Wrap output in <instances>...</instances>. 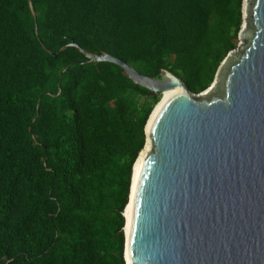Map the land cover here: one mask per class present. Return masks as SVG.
Wrapping results in <instances>:
<instances>
[{"label":"trees","instance_id":"trees-1","mask_svg":"<svg viewBox=\"0 0 264 264\" xmlns=\"http://www.w3.org/2000/svg\"><path fill=\"white\" fill-rule=\"evenodd\" d=\"M242 9L243 0H0V264H126L123 213L162 94L76 46L52 53L75 42L201 93L238 46Z\"/></svg>","mask_w":264,"mask_h":264},{"label":"water","instance_id":"water-1","mask_svg":"<svg viewBox=\"0 0 264 264\" xmlns=\"http://www.w3.org/2000/svg\"><path fill=\"white\" fill-rule=\"evenodd\" d=\"M247 10L243 44L228 53L201 93L168 70L150 77L75 42L52 53L76 46L88 62L116 63L153 96L182 87L151 127L153 147L137 182L126 264H264V0H249ZM158 104L145 126V146ZM130 200L131 190L127 206Z\"/></svg>","mask_w":264,"mask_h":264},{"label":"bare ground","instance_id":"bare-ground-1","mask_svg":"<svg viewBox=\"0 0 264 264\" xmlns=\"http://www.w3.org/2000/svg\"><path fill=\"white\" fill-rule=\"evenodd\" d=\"M248 5H249V0H245V12H246V16H247V9H248ZM244 29H247L248 27V20L246 19L244 21L243 24ZM182 90V87L177 86L174 89H170L167 90L163 93L162 96V101L158 104V106L156 107L150 121L149 124L147 126V132H148V140H147V144L145 146V148L143 149V151L140 153L139 158L137 159V161L134 164V172H133V176H132V188H131V200L129 205L127 206V209L125 210V216H126V228H125V232H126V237H129L130 232H131V224H132V215H133V209H134V197H135V192H136V188H137V182L140 176V171H141V167L143 164V161L146 157V155L151 151L152 149V140L150 137V131H151V127L152 124L156 118V116L158 115L159 111L161 110L163 103L170 98L171 96H173L174 94L178 93L179 91ZM128 260H129V256H128Z\"/></svg>","mask_w":264,"mask_h":264},{"label":"rangeland","instance_id":"rangeland-1","mask_svg":"<svg viewBox=\"0 0 264 264\" xmlns=\"http://www.w3.org/2000/svg\"><path fill=\"white\" fill-rule=\"evenodd\" d=\"M244 6H245V1H244V4H243V14H244V10H245V8H244ZM243 24H244V22H243ZM240 44H243V41L241 40V39H239L238 40V45H240ZM163 96V95H162ZM133 172H134V169H133ZM126 233V232H125ZM126 235V234H125Z\"/></svg>","mask_w":264,"mask_h":264}]
</instances>
